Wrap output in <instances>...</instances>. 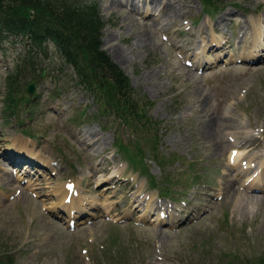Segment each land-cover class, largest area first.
I'll use <instances>...</instances> for the list:
<instances>
[{"label": "rangeland", "instance_id": "374dc122", "mask_svg": "<svg viewBox=\"0 0 264 264\" xmlns=\"http://www.w3.org/2000/svg\"><path fill=\"white\" fill-rule=\"evenodd\" d=\"M74 1L81 5L56 4L81 18L96 2L102 49L157 124L134 133L105 113L53 43L4 41L0 260L264 264V0H168L173 13L158 23L147 0L151 13H136L130 0ZM118 139L145 151L146 171L118 151Z\"/></svg>", "mask_w": 264, "mask_h": 264}, {"label": "trees", "instance_id": "16d2710c", "mask_svg": "<svg viewBox=\"0 0 264 264\" xmlns=\"http://www.w3.org/2000/svg\"><path fill=\"white\" fill-rule=\"evenodd\" d=\"M56 1L0 0V46L4 41L18 37L25 38L31 48L42 50L47 42H51L65 63L74 69L79 85L101 101L105 113L119 118L120 124L128 126L134 133L142 131L148 121L157 124L149 120L151 117L145 118V99L136 96L126 72L102 49L101 28L104 24L97 15L96 2L83 7L86 8V16L79 18L77 11L68 3L69 7L65 4L58 6ZM202 1L207 5L214 4L212 0ZM19 78V75L8 78V91ZM13 106L14 101H8L7 108L10 110ZM136 120L138 125H131ZM115 144L118 151L122 150L134 158L144 171L148 169L139 156H144L145 151L137 143H133L131 148L118 139ZM0 264L10 262L0 260Z\"/></svg>", "mask_w": 264, "mask_h": 264}, {"label": "bare ground", "instance_id": "6f19581e", "mask_svg": "<svg viewBox=\"0 0 264 264\" xmlns=\"http://www.w3.org/2000/svg\"><path fill=\"white\" fill-rule=\"evenodd\" d=\"M125 1H127V2H129L128 0H125ZM147 1H149V2H151L153 5L155 4V5H157L158 7H156V6H154L155 7V10L158 12L155 16H152L151 17V21L152 22H154V23H158L159 21H160V19H163V18H166V15H168V14H170V13H173V12H170L172 9L169 7V1L168 0H165V1H163V0H147ZM130 2H131V5H133V7H132V9H133V11H135L136 13L137 12H140V8H142L143 9V11L145 12H152V8H151V6L150 5H145V6H141L142 5V0H130ZM112 5H116V6H119L120 4H122L123 3V1L122 0H115V1H112ZM149 4V3H148ZM181 6V5H180ZM186 6V5H185ZM140 7V8H139ZM179 7V6H178ZM154 11V10H153ZM177 11V10H176ZM161 15H162V18H161ZM145 16V15H144ZM171 16V15H170ZM148 17V16H147ZM168 18H170V17H168ZM222 20V19H221ZM166 22V21H165ZM222 22H223V20H222ZM222 25V24H221ZM216 27V26H215ZM221 27V26H220ZM180 33H182V29H180L179 30V32H178V34H180ZM193 34V33H192ZM192 36V35H191ZM140 38V37H139ZM141 38H142V40H143V42L144 43H147V39H145V37L144 36H141ZM263 38V37H262ZM255 39V38H254ZM183 40V39H182ZM244 41V40H243ZM188 42V41H187ZM193 43V42H192ZM239 43H241V42H239ZM247 43V42H246ZM259 43V42H258ZM191 44V43H190ZM244 45V44H243ZM254 46V45H253ZM258 46V45H257ZM184 50V49H183ZM252 50V49H251ZM118 51V50H117ZM254 51V50H253ZM255 56V55H254ZM115 60V59H114ZM117 62H119V61H117ZM203 67V66H202ZM200 68V67H199ZM242 138V137H241ZM256 139V138H255ZM259 144V143H258ZM258 146V145H257ZM250 148V147H249ZM236 152H234L233 153V156H232V158H233V160H234V162H236V161H239L240 160V156H242V154L239 152V156L238 157H236ZM261 156V155H260ZM252 158V157H251ZM257 158H260V157H258L257 156ZM42 161V160H41ZM238 163V162H237ZM237 163H236V168H237V170H241V172L242 171H244V168L242 167L243 166V164L241 165L240 164V161H239V166H237ZM259 163H261V165L262 166H264V160H262V161H259ZM247 168V167H246ZM246 171V170H245ZM232 173V172H231ZM31 174V173H30ZM240 175V174H239ZM233 176V175H232ZM234 177V176H233ZM259 181H262V183L263 184H260L261 185V187H263L264 188V174H262L261 175V177L259 176ZM65 192H67L68 194H70L71 196L73 195V192H74V189H65ZM254 196V195H253ZM74 197V196H73ZM241 197H244V196H242L241 195ZM246 198V197H245ZM247 198H249L248 196H247ZM251 199V198H250ZM255 199V198H254ZM78 202V201H77ZM166 218V217H165Z\"/></svg>", "mask_w": 264, "mask_h": 264}, {"label": "water", "instance_id": "95a60500", "mask_svg": "<svg viewBox=\"0 0 264 264\" xmlns=\"http://www.w3.org/2000/svg\"><path fill=\"white\" fill-rule=\"evenodd\" d=\"M44 77V74L42 75ZM26 92L33 96L36 92V81L30 82V84L26 88Z\"/></svg>", "mask_w": 264, "mask_h": 264}]
</instances>
